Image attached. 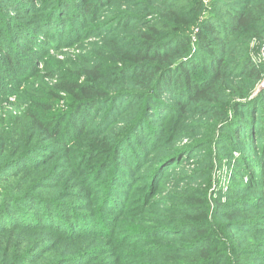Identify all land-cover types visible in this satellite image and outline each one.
<instances>
[{
  "label": "rangeland",
  "instance_id": "374dc122",
  "mask_svg": "<svg viewBox=\"0 0 264 264\" xmlns=\"http://www.w3.org/2000/svg\"><path fill=\"white\" fill-rule=\"evenodd\" d=\"M18 1L20 2L16 4L14 0H2L0 12L4 19L0 21L2 23L8 20L9 24L15 23L18 18L29 21L28 26L40 41L33 40L34 38L28 35H23L17 41L23 43L28 38L29 43H25L27 45L24 46L30 54L29 59H32L30 62L34 61V67L44 72L54 71L56 75V79L52 81L34 79L41 81V86H36L38 93L34 96L41 95V105L45 104L48 107L53 105L56 114L64 113L67 111L68 101L75 94L71 88L72 80L76 79L78 85L91 81V76H88L87 72L93 71L99 56L105 55L107 49L111 47L107 40L99 36L100 31L107 29L105 25L108 16L101 14L97 21L91 22L90 15L84 16L82 6L78 2L74 3L76 9L71 8L70 12H66L61 5L59 9L57 8L56 0ZM22 2L24 7L21 6ZM125 2L133 7L136 0H124ZM207 2L208 0L202 2L205 7L208 5ZM138 10L140 11L138 14L144 11L150 13L146 8L140 7ZM208 13L209 11L200 17L201 22L208 17ZM152 17V14H147L146 19ZM113 36L123 37L120 33H115ZM189 37L191 44L197 41L194 29L191 30ZM256 45L255 41L248 44L249 49H252L249 55L257 67L262 69L263 74L254 88L264 84V54L254 53ZM12 78L25 79L24 76L19 75H12ZM13 81L7 78L2 85H8L16 91ZM234 81L236 86L245 82L243 78H236ZM50 96L56 100H52ZM257 101L258 99L255 100L256 103ZM170 103V100L165 99L160 106L168 108ZM235 104L229 103L222 109L223 113L228 109L230 112L228 110L226 116L217 119L218 124L213 128L215 138L210 141L209 146L198 143L208 135L209 129L206 125L207 121L203 122L204 126H199L194 116L196 105H187V114L184 117L182 114L173 116L172 112L167 117L170 111L165 114L158 111L160 117L158 118L149 111L143 118L145 123L139 127V130L135 127L136 143L130 144L129 150L137 148L141 153L150 151V155L155 153V157L153 155L152 160L150 156L145 166L139 165L136 168L134 162L128 163L125 155L118 153L114 156L115 167L119 165L128 171L129 175L122 173V177L111 181L112 186L119 191L120 198L117 205L120 204L121 208H118L119 211L107 213L106 222L109 221L112 225H105V233L102 230H95L91 235V225H85L90 227L86 236L77 238L45 229L13 232L9 236H0V239H4L0 245L5 244V241H17L20 247L15 251L8 248L5 251L0 250V257L9 255L8 260L19 264L17 256L40 247L41 253L35 259H31L29 264H148L146 261L150 258L160 264L173 262L204 264L205 262H202L204 260L197 257L202 250L192 253L186 249H190L192 239L206 229L208 221L211 231L207 232L206 237L210 243V253L213 254L209 264H214L217 257L223 258L227 264H264V140H262L264 133L258 131L260 126H257L261 104L258 106V111L251 114L253 123L248 114L253 104L249 109ZM212 105L219 109L223 107V103ZM134 107L138 109L140 103ZM104 116L103 113H97L86 117L90 118L88 122L85 119L83 122L85 126L88 125L87 132L90 133L98 125L104 127L101 124ZM124 117L130 118L128 114ZM238 117L241 118V125H233ZM226 119L229 123L224 124ZM232 119L233 121L230 122ZM58 120L55 118V122ZM1 123L0 117V125ZM247 123H251V126ZM64 126H61V132H64ZM149 127L155 130L156 136L159 134L158 143L152 141L147 133ZM120 128L105 127L99 134L91 133L89 139L92 142L96 140L105 142L108 138H114L121 131ZM238 128L245 130L241 136L234 134ZM251 128L254 132L251 136H247ZM228 129L232 132H228ZM22 135L19 134L16 140H12V135L7 133V141L4 143L10 153H14V148L19 152L24 151L23 154L33 153V149L36 148H31L32 146H49L51 143V141L47 142L45 136L34 131H29L25 137ZM221 140H224V143ZM11 141L16 144H12ZM228 141L238 144L236 151L228 150L230 146V143L226 144ZM22 143L23 146H19ZM176 147L188 148V155L185 156L187 158L183 157L175 166H172L174 161L166 164L164 166L166 171L161 176L156 174V182H153L155 159L161 154H169V150ZM86 149L83 147L80 151L85 152ZM122 150L125 154L129 151L125 147ZM108 153L104 151L88 156L86 152L83 155L73 156L64 154V151L58 148L57 151L53 149L49 156L43 159L40 158L41 153H37L38 162L36 157L31 161L23 160L15 170L12 181L6 183L12 186H0V189L8 191L11 195L28 190L34 195L62 200V203L67 205L60 209L62 219L68 227H75L79 221L78 216L91 217L93 213L96 217L102 212L100 198L107 182V172L111 169V165L102 159L107 158ZM239 156L245 157L240 163L237 162L240 160ZM1 159L2 156L0 161ZM8 160L5 159L2 165ZM209 163L213 164L210 169L207 168ZM35 164L37 167H27ZM99 165L101 170L94 176ZM245 171L252 174V182L249 181ZM231 173L234 174L233 177ZM53 175H55L53 181L47 183L46 179L54 177ZM161 178H164V183L160 182ZM122 180L124 183L121 182ZM244 186L247 188H243ZM197 199L200 201L199 207L194 206L192 210L196 209L200 213L194 219L199 228L193 231L191 226L184 227L183 224L190 222L189 216L180 214L179 209L188 206L189 203L192 204L191 200ZM234 209L238 210L233 221L230 220L229 214ZM251 223H258L259 229L250 228L248 225ZM165 226L184 230L180 233H165L164 238L160 239L163 234L157 237L154 230ZM144 231L151 233L141 236V232ZM211 232L214 233L210 235ZM183 245H186V248H181Z\"/></svg>",
  "mask_w": 264,
  "mask_h": 264
},
{
  "label": "trees",
  "instance_id": "16d2710c",
  "mask_svg": "<svg viewBox=\"0 0 264 264\" xmlns=\"http://www.w3.org/2000/svg\"><path fill=\"white\" fill-rule=\"evenodd\" d=\"M14 2L18 4L20 1L14 0ZM56 2L57 8L59 9L61 5L66 12H70L71 8L76 9L74 3L78 2L82 6L84 16L90 15L91 22L97 21L101 14H106L107 29L100 31L99 36L107 40L111 47L107 49L105 55L99 56L93 71L87 72L88 76H91V81L78 85L76 79L72 80L71 88L75 94L67 103V111L56 114L53 111V105L49 107L45 104L41 105V95L34 96L38 93L36 86H41V81L34 79L55 80L54 71L44 72L34 67V61L30 62L32 59H29L30 54L25 47L29 43L28 38L23 43L17 41L23 35H28L37 41H40V38L33 35L28 26L29 21L25 18H18L12 24H9L8 20L2 23L0 21V117L2 121L0 157L4 159L0 161V186L11 187L12 185H6V183L12 181V176L19 164L23 160L25 162L35 159L37 153H41L40 158L43 159L48 157L53 149L57 151L58 148L63 150L64 154L73 156L83 155L86 152L88 156H94L108 151L107 158L102 159L111 165L100 198L102 212L96 217L93 213L91 217L80 215L77 225L68 227L60 213L61 208L67 207L62 200L34 195L28 190L11 195L8 191L0 189L1 237L18 231L45 229L70 238H77L87 235L90 227L85 225H91V235L95 230H102L105 233V225H112L111 222H106L107 213L119 211L118 208H121L120 204L117 205L120 198L119 191L112 186L111 181L122 177V173L129 175L128 171L119 165L115 167L114 156L118 153L125 155L128 163L134 162L136 168L139 165L145 166L150 156L152 160L155 157V153L150 155V151L141 153L137 148L129 150L130 144L136 143L135 127L139 130V127L145 123L143 118L149 111L157 116L158 111L163 114L170 111L167 117L171 112L173 116L182 114L184 117L187 114V105H196L197 110L194 111V116L199 126H204L203 122L207 121L206 125L209 129L208 135L198 143L209 146L210 141L215 138L213 128L218 124L217 119L226 116L228 110L230 112L228 109L223 113L222 109L226 105L236 103L235 106L249 109V106L253 104L248 113L253 123L251 114L256 113L261 104L257 126H260L258 131L264 133V89L256 92L257 88H254L262 79L263 71L251 59L249 52L251 53L252 49L248 47L250 42L255 41L257 45L254 53L264 54V0H208L207 7L203 5L202 0H136L133 7L124 3V0H56ZM21 6L24 7L23 2ZM140 7L146 8L150 13L144 11L138 14ZM207 11H209L208 17L201 22L200 17ZM147 14H152L153 17L146 19ZM3 19L0 12V20ZM193 29L197 41L191 44L189 34ZM115 33H120L123 37L113 36ZM12 75L24 76L25 79H13ZM7 78L14 80L16 91L8 85H2ZM236 78H243L245 82L236 86L234 81ZM11 98L13 101H9ZM165 99L171 102L168 108L160 106ZM256 99H258L257 103ZM137 103H140L138 109L134 107ZM213 103H223V107L219 109L212 105ZM97 113L105 115L101 122L104 127L98 125L88 133V125L83 124L84 119L88 122L90 118L86 117ZM125 114H128L131 119L124 117ZM55 118L59 120L55 122ZM232 121L233 119L230 120ZM30 123L33 125L29 126ZM227 123H229L228 119L224 121V124ZM232 124L241 125V118H236ZM247 125L251 126V123ZM61 126H64V132H61ZM111 126L121 127V131L114 138H108L105 142L98 140L92 142L89 139L91 133L99 134L105 127ZM29 131L40 133L47 138V142L51 141V143L49 146H32L31 148L34 147L37 150L33 149V153L26 154H23L24 151L19 152L16 148L13 149L14 153H10L5 148L7 133L12 135V140H16L19 134L25 137ZM244 131L243 128H238L234 134L241 136ZM228 132L232 130L228 129ZM252 132L254 131L251 128L247 136H251ZM147 133L152 141L155 140V143H158L159 134L156 136L153 128L149 127ZM221 142L224 143V140ZM11 143L16 144L12 141ZM229 143L230 141L226 142V144ZM229 145L230 152L238 148L236 142ZM19 146H23V143ZM83 147L87 148L85 152L80 151ZM124 147L129 150L127 154L122 150ZM188 150V148L176 147L169 150V154H161L157 157L153 182H156V174L161 176L166 171H164L166 164L174 161L172 166H175L183 157L186 159ZM29 154L32 155L29 156ZM239 157L238 163L245 158ZM5 159L9 160L2 165ZM36 162H38L37 157ZM211 166L213 167V164L209 163L207 168L210 169ZM27 167L37 166L35 164ZM100 170L99 165L94 176ZM245 174L252 182V174L249 171H245ZM230 175L233 177L234 174ZM53 176L46 179L47 183L50 180L53 181L55 175ZM121 182L124 183L123 180ZM160 182L164 183V178H161ZM245 187L247 188V186L243 188ZM191 202L192 204L181 207L179 212L189 216L190 222L187 221L183 225L191 226L194 231L199 228L194 219L200 213L192 208L199 207L200 201L197 199ZM237 210L234 209L229 214L230 220L234 221ZM207 224L206 229L192 239L190 249H186L192 253L202 250L197 257L204 260L202 261L205 262L204 264H209L213 255L210 253V243L206 237L207 232L211 231L208 221ZM258 225V223H251L248 226L259 229ZM183 230L165 226L157 227L154 231L157 237L163 234L160 237L162 239L165 233H180ZM149 232L151 233V231L141 232V236H147ZM212 233L214 232L210 235ZM3 241L4 239H0V242ZM18 244L20 243L17 241H5V244L0 245V250L5 251L8 248L15 251L17 247H20ZM181 248H186V245ZM39 253L41 250L37 247L24 255L17 256L16 259L19 264H29L31 259H35ZM9 257V255L0 257V264H14L13 260H8ZM146 262L160 264L153 258ZM214 264L227 263L223 261V258L217 257Z\"/></svg>",
  "mask_w": 264,
  "mask_h": 264
},
{
  "label": "water",
  "instance_id": "95a60500",
  "mask_svg": "<svg viewBox=\"0 0 264 264\" xmlns=\"http://www.w3.org/2000/svg\"><path fill=\"white\" fill-rule=\"evenodd\" d=\"M263 87H264V84L261 85L260 87H258L256 92H258V91H259L260 89H262Z\"/></svg>",
  "mask_w": 264,
  "mask_h": 264
},
{
  "label": "built area",
  "instance_id": "2783aa9c",
  "mask_svg": "<svg viewBox=\"0 0 264 264\" xmlns=\"http://www.w3.org/2000/svg\"><path fill=\"white\" fill-rule=\"evenodd\" d=\"M202 1H206V0H202Z\"/></svg>",
  "mask_w": 264,
  "mask_h": 264
}]
</instances>
